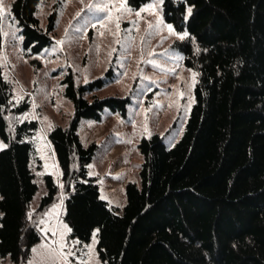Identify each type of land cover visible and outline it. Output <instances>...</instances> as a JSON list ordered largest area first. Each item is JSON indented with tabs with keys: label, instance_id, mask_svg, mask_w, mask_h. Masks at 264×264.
<instances>
[{
	"label": "trees",
	"instance_id": "obj_1",
	"mask_svg": "<svg viewBox=\"0 0 264 264\" xmlns=\"http://www.w3.org/2000/svg\"><path fill=\"white\" fill-rule=\"evenodd\" d=\"M40 1L12 2L26 55L54 41L63 0L46 28L37 15ZM163 15L186 32L173 46L196 71L195 103L174 145L158 132L140 139V183H127L121 208L102 197L98 177L89 172L100 144L86 145L79 129L84 118L102 121L105 108L127 117L131 95L89 99L113 81V66L81 84L68 67L63 83L74 112L48 137L62 171L69 237L89 242L97 230L104 264H264V0H163ZM2 47L0 14V54ZM30 107L28 97L15 103L0 62V137L7 143L0 149V256L15 264L31 258L42 239L39 219L62 191L46 173L47 192L30 211L38 191L31 160L40 122L17 120Z\"/></svg>",
	"mask_w": 264,
	"mask_h": 264
},
{
	"label": "rangeland",
	"instance_id": "obj_2",
	"mask_svg": "<svg viewBox=\"0 0 264 264\" xmlns=\"http://www.w3.org/2000/svg\"><path fill=\"white\" fill-rule=\"evenodd\" d=\"M57 1L39 3L37 15L44 28ZM12 2L0 0L3 31L0 62L5 77L12 83L15 103L26 97L31 102L30 109L18 114L17 120L40 122L33 137L35 151L31 160L38 191L30 211L37 209L47 192L46 173H51L62 188L58 201L39 219L42 239L24 264H104L98 253L97 230L89 242L71 239L70 227L63 217L62 171L48 138L51 127L67 125L74 112V104L65 94L63 79L69 66L74 69L79 84L104 76L113 66V81L87 97L91 99L94 93L101 97L131 95L128 116L105 108L103 121L84 118L79 131L85 140L93 135L92 140L100 144L89 165L90 174H101L99 183L106 180L102 174L115 173L113 169L122 154H128L129 166L134 170L130 179L139 182L138 164L141 166L143 155L139 141H135L139 136L158 132L164 135L169 146L174 145L183 135L195 103L196 71L184 64L183 54L173 46L186 32H178L164 19L163 0H150L140 8H133L129 0H63L52 33L53 43L38 53L26 55ZM34 58L41 62L38 68L32 61ZM148 98L152 101L150 104ZM6 146L0 137V149ZM104 154L112 158L106 159ZM0 264L15 263L9 256H0Z\"/></svg>",
	"mask_w": 264,
	"mask_h": 264
},
{
	"label": "crops",
	"instance_id": "obj_3",
	"mask_svg": "<svg viewBox=\"0 0 264 264\" xmlns=\"http://www.w3.org/2000/svg\"><path fill=\"white\" fill-rule=\"evenodd\" d=\"M103 120L104 119H102V121ZM99 122H101V121H99ZM58 125H60V124H58ZM93 128H95V127H93ZM104 131L105 130H103V132ZM80 135H81V138H82L83 142L86 145L91 143L92 141H96V140H92L94 138L93 135L87 136L86 140L83 138L81 132H80ZM141 138L139 136L138 140L135 141V142L140 141ZM122 155H124V158H121ZM122 155H120V157H119V161L120 162H118L115 165L114 169H113V172H115V173L114 174H108V173L107 174L106 173L102 174V176H104L106 178V180H103L102 183L100 182L102 197L104 199H106L107 201H109L112 205L118 206L120 208L123 207L126 204L127 196H126V194H124V190H125V193H126V185H127V183L129 181L132 180V179H130L131 178L130 177L131 173H134V170L131 169V165L129 166L130 159H129L128 154H126V155L122 154ZM104 158L109 159V158H112V157H109L108 154H104ZM93 161H94V159H93ZM138 166H139V171H140V165L138 164ZM120 175H123V177L121 179H119ZM94 176H97V177L99 176V178H100L101 174H99V173L96 174L95 173ZM98 181H99V179H98ZM110 181H113V182H110ZM132 181H136L137 183L140 182V181L138 182L136 179H133ZM119 202H120V204H119Z\"/></svg>",
	"mask_w": 264,
	"mask_h": 264
},
{
	"label": "snow or ice",
	"instance_id": "obj_4",
	"mask_svg": "<svg viewBox=\"0 0 264 264\" xmlns=\"http://www.w3.org/2000/svg\"><path fill=\"white\" fill-rule=\"evenodd\" d=\"M66 227V226H65ZM68 231H71L70 229H68Z\"/></svg>",
	"mask_w": 264,
	"mask_h": 264
}]
</instances>
